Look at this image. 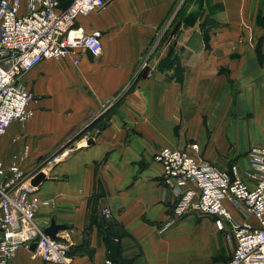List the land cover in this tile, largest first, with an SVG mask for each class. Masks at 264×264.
<instances>
[{
    "label": "crops",
    "instance_id": "0c3cea01",
    "mask_svg": "<svg viewBox=\"0 0 264 264\" xmlns=\"http://www.w3.org/2000/svg\"><path fill=\"white\" fill-rule=\"evenodd\" d=\"M74 24L99 31L101 52L79 47L25 70L32 115L0 135V162L45 174L36 194L49 203L36 222L65 226L54 238L69 264H224L223 232L212 217L174 214L153 156L183 149L256 184L249 151L264 148V0H106ZM8 264L57 263L20 246Z\"/></svg>",
    "mask_w": 264,
    "mask_h": 264
},
{
    "label": "built area",
    "instance_id": "2783aa9c",
    "mask_svg": "<svg viewBox=\"0 0 264 264\" xmlns=\"http://www.w3.org/2000/svg\"><path fill=\"white\" fill-rule=\"evenodd\" d=\"M106 0H71L59 8V0H0V135L14 120L26 121L32 111L29 102L34 92L20 75L43 58H59L77 48L92 54L101 52L98 30L86 31L75 25L80 15L103 7ZM78 59L75 58L74 62ZM191 148L198 151L197 144ZM74 148L69 147L45 160L52 165ZM257 182L248 187L242 180L230 178L227 169L187 151L161 147L153 161L161 165V180L175 195L174 214L209 216L231 246L224 264H264V148L249 151ZM36 173V172H35ZM34 172H26L17 161L0 162V264H8L20 246L36 243L34 253L46 262L69 264L67 245L49 237L36 222V212L49 202L40 199L30 184ZM234 205L244 218L238 222L225 205ZM109 217L108 209H103ZM253 216L257 225L247 221ZM105 264H113L110 259Z\"/></svg>",
    "mask_w": 264,
    "mask_h": 264
},
{
    "label": "water",
    "instance_id": "95a60500",
    "mask_svg": "<svg viewBox=\"0 0 264 264\" xmlns=\"http://www.w3.org/2000/svg\"><path fill=\"white\" fill-rule=\"evenodd\" d=\"M91 141H87V144H90ZM229 175H230V178L233 179V174H232V166H229ZM45 178V174L43 171H38L34 174V176L30 179V184L31 185H34V186H37L40 184V182ZM65 226L61 225V224H56L55 223V220L54 219H51L50 220V223L48 226H46L43 230H44V233L46 235H48L49 237H52L54 238L56 236V233L58 230L60 229H64ZM35 247H36V243L35 242H32L29 246V248L31 250H35Z\"/></svg>",
    "mask_w": 264,
    "mask_h": 264
},
{
    "label": "rangeland",
    "instance_id": "374dc122",
    "mask_svg": "<svg viewBox=\"0 0 264 264\" xmlns=\"http://www.w3.org/2000/svg\"><path fill=\"white\" fill-rule=\"evenodd\" d=\"M191 146H192V144H191ZM192 149V148H191ZM183 150V149H182ZM193 150V149H192ZM199 150V149H198ZM186 151V150H185ZM195 152H198V151H195ZM193 156V155H192ZM195 157V156H194ZM196 158V157H195ZM197 159H203V158H197Z\"/></svg>",
    "mask_w": 264,
    "mask_h": 264
}]
</instances>
